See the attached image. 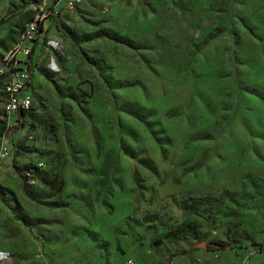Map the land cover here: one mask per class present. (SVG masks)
Returning a JSON list of instances; mask_svg holds the SVG:
<instances>
[{
  "label": "rangeland",
  "instance_id": "374dc122",
  "mask_svg": "<svg viewBox=\"0 0 264 264\" xmlns=\"http://www.w3.org/2000/svg\"><path fill=\"white\" fill-rule=\"evenodd\" d=\"M40 1L0 0V67ZM33 45L8 264H264V0H87Z\"/></svg>",
  "mask_w": 264,
  "mask_h": 264
},
{
  "label": "built area",
  "instance_id": "2783aa9c",
  "mask_svg": "<svg viewBox=\"0 0 264 264\" xmlns=\"http://www.w3.org/2000/svg\"><path fill=\"white\" fill-rule=\"evenodd\" d=\"M84 1L87 0H41L31 19L24 23L16 43L7 51L4 65L0 67V76L4 77L1 109L8 127L19 121L20 113L28 111L30 107V99L23 93L33 72L28 57L36 36L44 32L47 15L70 16ZM8 149V143L3 141L0 145L1 160L7 157ZM37 165L41 166L42 163L38 162Z\"/></svg>",
  "mask_w": 264,
  "mask_h": 264
},
{
  "label": "trees",
  "instance_id": "16d2710c",
  "mask_svg": "<svg viewBox=\"0 0 264 264\" xmlns=\"http://www.w3.org/2000/svg\"><path fill=\"white\" fill-rule=\"evenodd\" d=\"M31 19V18H30ZM23 28V27H22ZM21 28V29H22ZM21 31V30H20ZM19 31V32H20ZM113 36V38L115 39V40H120V41H122V42H126L127 41V39H126V37H121V36H119V35H116V34H113L112 35ZM33 49H34V45H32V47H31V51H30V54H29V57H28V62H30L31 64H30V67H31V69L32 70H34V63H33V61L31 60V55H32V52H33ZM27 112V111H26ZM26 112H21L20 113V116H21V118H22V116L26 113Z\"/></svg>",
  "mask_w": 264,
  "mask_h": 264
},
{
  "label": "crops",
  "instance_id": "0c3cea01",
  "mask_svg": "<svg viewBox=\"0 0 264 264\" xmlns=\"http://www.w3.org/2000/svg\"><path fill=\"white\" fill-rule=\"evenodd\" d=\"M105 10L103 9V11H105ZM7 259H8V257L5 255V253L0 252V264H8Z\"/></svg>",
  "mask_w": 264,
  "mask_h": 264
}]
</instances>
